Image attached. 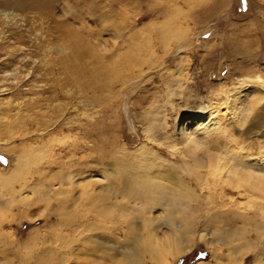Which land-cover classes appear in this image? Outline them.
Wrapping results in <instances>:
<instances>
[{
	"label": "rangeland",
	"instance_id": "374dc122",
	"mask_svg": "<svg viewBox=\"0 0 264 264\" xmlns=\"http://www.w3.org/2000/svg\"><path fill=\"white\" fill-rule=\"evenodd\" d=\"M258 77L264 81V0H0V177L7 178L0 180V264H113L91 242L108 230L104 238L123 243L130 218L117 209L105 230L101 203L84 198L89 190L59 185L72 175L114 196L116 161L127 166L125 181L146 159L143 150L171 157L147 138L150 120L158 121L159 141L175 139L185 117L205 116L231 96L224 106L244 113L245 122L229 123L227 136L244 145L246 165L264 173ZM189 117L185 132L204 137L200 119ZM223 139L212 152L223 150ZM227 193V209L251 216L229 211L221 218H232L228 229L246 231L237 244L251 241L239 255L252 264L256 253L264 255V222L245 205L246 195ZM200 200L192 207L202 227L215 210ZM194 240L171 264L232 262L231 245Z\"/></svg>",
	"mask_w": 264,
	"mask_h": 264
},
{
	"label": "bare ground",
	"instance_id": "6f19581e",
	"mask_svg": "<svg viewBox=\"0 0 264 264\" xmlns=\"http://www.w3.org/2000/svg\"><path fill=\"white\" fill-rule=\"evenodd\" d=\"M115 35L119 38L121 33ZM255 80L259 84L264 82L260 77ZM243 83L245 81L240 85ZM231 101V96H228L226 101H219L216 103L217 105L211 107L210 113L205 116L202 113H191L190 117L188 115L181 122L175 139L169 137L167 141L163 142L159 141V136L155 134L158 121L150 120L147 125V138L157 144L166 145L171 157L160 156L157 153L159 151L154 149L141 152L143 149L141 146L139 151L146 159L139 161L134 172L127 176L133 175L132 178L125 181L123 174H125L127 166L124 165L120 168L118 166L120 162L116 161L118 170L116 182L112 184L113 188H111L114 196H111L109 191L105 192V188L100 189L102 196L96 192L99 189L93 191L94 188H90L91 179L76 182L73 181L72 175L62 178V182L60 185L58 184L60 187L73 185L84 188L85 191L89 190L88 193H84V198H89L91 195L93 202L101 203L98 207V214L102 218L101 228L107 230L105 225L110 222V216L111 219H114L112 216L117 209L121 210L125 218H130L131 222L123 230L125 232L123 243L120 244L118 239L117 242L111 243V239L104 238L109 232L108 230L102 232L103 238L95 237L96 242H91L96 244V250L98 253L101 252L102 258L107 257L113 264H171L173 260L176 261L194 248L196 242L194 237L197 235L199 240L209 241L208 245H218L221 242L231 245L229 255L232 262H225L227 260L223 262L221 258L218 259L217 264H243L244 256L240 257L239 254L251 247V241L243 246L237 244L246 238V231L242 228L228 229L226 226L229 225V222L232 223V218L227 217L229 220H225L221 217L229 211L242 219H250L251 216L241 213L240 209H235V211L231 210L232 208L227 209L229 204V201H226V197L229 195L227 191L238 192L239 196L246 195L247 204H245L246 202L244 204L252 206L254 216H261L260 219L264 222V173L246 165L244 157H242L244 145L242 146L233 134L227 136V130H230L229 123L236 122L237 126H241L240 123L245 122L244 113L237 111V108L226 109L224 104L229 105L228 102ZM237 112L238 114H236ZM188 117L200 119L199 132L204 133V137H197L196 133L185 132V122ZM216 126L217 129H215ZM166 127L164 124L162 128L166 129ZM239 131L241 132V129ZM214 134L216 135L213 136ZM213 137L216 139L214 143H211ZM221 139L225 140L223 150L217 149L218 151L212 152L216 149V142H220ZM202 142H205L206 147ZM239 145L241 146L238 148ZM199 150L203 154H200ZM6 179L0 177V180H4V182ZM102 180L109 182L108 174ZM65 181L67 183H63ZM196 187H199L203 192L206 191L205 197L201 198ZM52 192L61 194L62 191ZM82 194L79 199L83 197ZM106 199H111L112 202L105 204ZM199 200L207 210H215L211 219L203 220L202 227L200 221L197 220L199 217L197 219L194 217L197 209L192 207V203H198ZM96 205L98 204L96 203ZM111 206L113 212L110 213ZM156 206H160L159 214L151 215L152 209ZM263 222H260V225ZM258 225L255 224L254 227H256L255 231L259 233ZM88 226H90L87 228L88 230L94 229L93 225ZM95 226L99 227V224ZM208 227L212 228L211 234L206 231ZM208 235L212 239L206 240ZM118 254L121 255L120 258L115 257ZM262 256L264 255L256 253L252 264H264ZM199 264L204 263L200 262Z\"/></svg>",
	"mask_w": 264,
	"mask_h": 264
}]
</instances>
